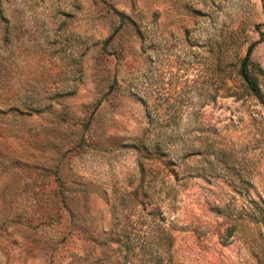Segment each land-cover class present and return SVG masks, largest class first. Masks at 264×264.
<instances>
[{"label": "rangeland", "instance_id": "rangeland-1", "mask_svg": "<svg viewBox=\"0 0 264 264\" xmlns=\"http://www.w3.org/2000/svg\"><path fill=\"white\" fill-rule=\"evenodd\" d=\"M264 0H0V264H264Z\"/></svg>", "mask_w": 264, "mask_h": 264}, {"label": "trees", "instance_id": "trees-1", "mask_svg": "<svg viewBox=\"0 0 264 264\" xmlns=\"http://www.w3.org/2000/svg\"><path fill=\"white\" fill-rule=\"evenodd\" d=\"M262 74V71L251 63L248 51L239 61L236 75L243 84L245 92L254 97L264 108V94L259 84V76Z\"/></svg>", "mask_w": 264, "mask_h": 264}]
</instances>
